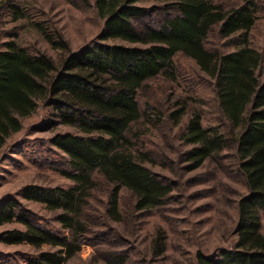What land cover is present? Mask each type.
<instances>
[{
	"label": "trees",
	"instance_id": "16d2710c",
	"mask_svg": "<svg viewBox=\"0 0 264 264\" xmlns=\"http://www.w3.org/2000/svg\"><path fill=\"white\" fill-rule=\"evenodd\" d=\"M68 1L91 6L89 0ZM139 1L94 0L105 28L79 49L70 50L63 38L56 42L46 33L55 46L67 49L60 62L47 53H33L15 40L0 49V149L40 105L54 107L63 124L76 128L53 137V143L70 158L73 171L65 173L75 185L34 184L25 191V197L45 203L56 213L63 231L45 226L20 201L9 199L0 205V225L19 222L24 227L8 229L4 241L28 243L40 250L44 245L52 247L28 258L27 264H65L82 250L83 243L91 241L98 222L89 213L95 190L106 189L102 215L107 222L124 221V190L133 194L135 211L149 212L167 204L177 183L148 166L157 160L144 149L142 127L170 122L184 125L180 139L189 145L182 152L187 171L207 163L224 168V153L233 149L248 187L236 201L231 243L210 253L198 249L196 264H264V78L258 73L264 53L251 40L258 4L244 0L227 8L214 0H177L175 12L167 13L160 26L145 25L139 30L135 21L148 15ZM11 10L15 19L24 16L18 4ZM215 28L221 37L236 42L234 50L207 46ZM119 38L125 42L111 41ZM179 53L195 60L209 76L225 128L205 125L197 108L190 113V100L173 102L168 111L156 110L148 102L142 106L139 93L148 81L160 74L175 79ZM97 237L101 242L108 240L105 232ZM161 250L157 236L154 251ZM106 256L109 264L128 260L115 250H108Z\"/></svg>",
	"mask_w": 264,
	"mask_h": 264
},
{
	"label": "rangeland",
	"instance_id": "374dc122",
	"mask_svg": "<svg viewBox=\"0 0 264 264\" xmlns=\"http://www.w3.org/2000/svg\"><path fill=\"white\" fill-rule=\"evenodd\" d=\"M176 1L140 0L139 4L147 8L148 15L135 21L136 28L160 26L167 13L175 12L173 5ZM214 1L227 8L244 2ZM89 2L91 6L82 1L74 5L68 0H0V49L6 48L4 44L8 40H15L33 53H47L60 62L67 49L55 46L46 33L56 42L63 38L70 50H76L97 38L105 28V20L99 15L94 0ZM256 3L259 18L251 40L264 53V0H256ZM13 4L24 10L23 17L15 19L11 10ZM111 41L125 42L120 38ZM206 44L221 51L236 48V42L221 37L217 28L210 33ZM175 66V79L160 74L144 85L139 93L142 106L148 102L156 110L168 111L173 108V102L190 100V113L197 108L203 112L205 125L225 128L209 76L200 70L195 60L182 53L175 57ZM258 73L264 78V61ZM55 114L54 107L40 105L23 119V128L11 135L0 149V205L9 199L18 200L35 220L62 232L55 212L45 203L25 197V191L34 184L65 188L75 185L65 173L73 171L70 158L53 143V137L57 132H76V128L63 124ZM142 130L144 149L151 151L157 160L148 162V166L167 179L176 180L172 199L149 212L135 211L133 194L124 190V221L107 222L102 215L106 189L101 187L98 193L95 190L89 213L98 220L93 227L98 231L92 230L91 241L83 243L82 250L65 264H109L106 261L108 250L127 255L126 264H196L198 249L210 253L217 247L229 245L234 238L231 231L237 217L236 201L248 192V187L237 169L233 149L224 153L221 162L224 168L207 163L187 171L182 152L189 145L180 139L185 131L183 124L169 122L158 127L148 123ZM14 227L24 226L19 222L0 225V264H27L28 258L41 250L52 249L49 245L40 250L28 243L5 242L4 233ZM102 232L108 234L107 241L101 242L97 237ZM157 236L160 237L161 251H154Z\"/></svg>",
	"mask_w": 264,
	"mask_h": 264
}]
</instances>
